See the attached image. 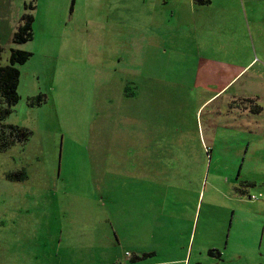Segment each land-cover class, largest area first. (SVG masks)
I'll list each match as a JSON object with an SVG mask.
<instances>
[{"label":"rangeland","instance_id":"374dc122","mask_svg":"<svg viewBox=\"0 0 264 264\" xmlns=\"http://www.w3.org/2000/svg\"><path fill=\"white\" fill-rule=\"evenodd\" d=\"M10 48L0 264H264V0H0Z\"/></svg>","mask_w":264,"mask_h":264},{"label":"trees","instance_id":"16d2710c","mask_svg":"<svg viewBox=\"0 0 264 264\" xmlns=\"http://www.w3.org/2000/svg\"><path fill=\"white\" fill-rule=\"evenodd\" d=\"M196 4H206L209 0H192ZM31 20L30 14H24L22 21L18 24L12 35V42L20 43L31 38ZM31 53L19 49L10 48L9 56L6 64H0V148H5L14 142H24L28 136V131L25 128L13 124H6L3 118L7 115L12 106L17 102L19 95L17 93V82L19 71L15 66L18 63L24 62ZM40 95L35 97L36 101H40ZM256 107V106H255ZM259 107L254 108L257 111ZM7 177L21 179L22 171L17 170L14 173L6 174ZM212 254V250L207 251Z\"/></svg>","mask_w":264,"mask_h":264},{"label":"crops","instance_id":"0c3cea01","mask_svg":"<svg viewBox=\"0 0 264 264\" xmlns=\"http://www.w3.org/2000/svg\"><path fill=\"white\" fill-rule=\"evenodd\" d=\"M164 2H165V1H164ZM247 64H248V62H247L245 65H247ZM245 65H244L243 67H245ZM243 67H242V68H243Z\"/></svg>","mask_w":264,"mask_h":264}]
</instances>
